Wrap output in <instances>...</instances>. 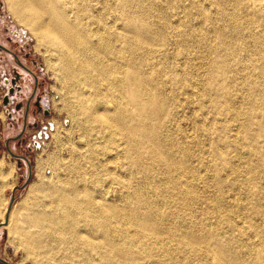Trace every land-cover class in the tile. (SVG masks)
Here are the masks:
<instances>
[{
    "label": "rangeland",
    "instance_id": "1",
    "mask_svg": "<svg viewBox=\"0 0 264 264\" xmlns=\"http://www.w3.org/2000/svg\"><path fill=\"white\" fill-rule=\"evenodd\" d=\"M246 1L115 0V14L129 12L135 21L127 34L132 36L145 22L147 32L141 30L139 41L137 37L134 41L155 47L142 54L159 72L161 98L169 112L162 132L163 149L170 161L182 162L181 169L167 175L164 166L135 162L140 152L147 158L143 146L131 149L125 157L124 146L117 145L114 133L115 105L102 104L107 115V124L101 123L106 128L103 136L89 120L86 108L93 101H106L104 76L93 73L85 79L86 93L82 83L71 90L58 69L54 50L39 43L29 26L18 20L9 0H0V43L18 55L0 46V161L6 170H13L5 182L0 175V223L16 203L15 213L20 215L32 182L60 184L72 169L84 176L73 178L75 184L65 187L70 191L75 187L76 198L84 205L118 210L132 202L140 208L141 194L150 195L160 207L161 221L153 219L167 237L163 249L153 250L161 264H264V0L244 5ZM248 15L259 21L255 30L257 34L262 31L260 39L248 37L244 30L237 33V19L240 24ZM83 21L77 23L82 28H87L85 22L92 23L89 29L99 28L88 18ZM118 24L124 33L127 26L122 20ZM220 67L223 77H217ZM44 96L48 114L39 111L37 104ZM46 117L55 128L41 148H35L34 136ZM137 121L128 119L129 123ZM92 154L107 161L91 166ZM73 161L82 166H68ZM113 181L115 193L102 195L101 185ZM124 182H129L128 188L121 187ZM157 185V195L148 193ZM127 189L129 194H123ZM13 194L16 198L9 211ZM95 196L99 202L94 203ZM88 233L98 239L99 232L90 226ZM70 241L51 257H43L44 263L81 264L75 252L82 250L72 237ZM132 250L135 254L144 251L138 240ZM0 256L14 264H41L35 255L26 253L21 238L7 224L0 226ZM0 264L5 263L0 260Z\"/></svg>",
    "mask_w": 264,
    "mask_h": 264
},
{
    "label": "bare ground",
    "instance_id": "2",
    "mask_svg": "<svg viewBox=\"0 0 264 264\" xmlns=\"http://www.w3.org/2000/svg\"><path fill=\"white\" fill-rule=\"evenodd\" d=\"M93 1L100 4L95 6ZM81 2L82 4L79 0H9V6L18 20L29 26L39 43L43 42L54 50L58 58V69L64 73V81H67L71 90L82 83L86 88L83 92L86 93L88 83L85 79L93 73L102 78L104 76L107 82L104 86L106 101H93L85 110L89 120L99 126L98 133L103 136L106 128L101 123L105 124L106 121L107 124V115L101 110L102 104L111 103L115 105V116L112 120L117 145L123 144L125 157L129 156L131 149L143 146L148 156L144 159L142 152L137 154L135 162L139 166L161 165L166 169L167 175H170L171 170L178 171L182 162L170 161L169 153L163 149L162 132L169 112L166 111L165 101L161 98L160 75L153 68L148 56L142 54L145 50L151 51L155 47L152 43L141 46L134 41V37L139 41L141 30L147 32L146 23L141 22L130 36L127 32L132 30L135 21L129 12L122 14L123 16L115 14V0ZM225 2L227 3V0ZM250 3V0H247L243 4ZM123 6L126 8L127 3H123ZM236 16L234 13L233 17ZM84 17L97 23L99 28L89 29L91 22H85L87 28L79 26L77 23H84ZM119 20L128 27L124 29V33L119 30ZM258 22L254 15H248L240 24L237 19L235 28L238 34L244 30L248 37L257 35L256 38L260 39L262 31L259 30L260 34H257L258 31L255 30ZM251 25L253 27L249 28ZM123 41L125 44H122ZM136 56H140V59H136ZM225 72L228 73L227 68ZM223 76L224 69L220 67L217 77ZM129 118H136L138 121L129 123ZM94 130L92 128V131ZM91 152L94 153V149ZM89 158L91 166H97L98 162L103 165L107 161L104 158L95 159L94 154ZM172 164L174 166H171ZM68 166L82 164L73 161ZM11 170H6L3 161H0L2 182H5L4 179ZM69 170V176L62 178L60 184L51 185L46 180L32 182L27 196L22 201L24 209L20 211V215L15 213L18 203L11 209L6 224L21 238L26 253L39 258V263L47 264L44 263L43 257L56 254L65 244H70L72 237L76 246L82 250L75 252V257L81 264H161L153 250L163 249L162 245L167 237L163 236V230L153 219L155 216L161 221L160 207L152 201L150 195L149 198L141 194V198L137 200L143 203L140 208H136L135 203L128 202L124 208L118 210L103 206L98 209L94 204L100 201L97 196L94 197V203L91 201L94 206L89 203L84 205V202L77 200L76 194L79 195V192L75 187L71 191L65 187L70 182L75 184L73 178L83 177L84 174L78 171L74 174V170ZM120 185L122 188H128L129 182ZM114 186V181L101 185L102 195L114 194ZM152 191L157 195L159 186L148 189V193ZM123 194H129V190ZM98 212L103 215H98ZM121 218L125 221L121 222ZM88 226L94 232H99L98 239L90 237ZM137 240L142 244L143 254H135L132 250V244Z\"/></svg>",
    "mask_w": 264,
    "mask_h": 264
},
{
    "label": "built area",
    "instance_id": "3",
    "mask_svg": "<svg viewBox=\"0 0 264 264\" xmlns=\"http://www.w3.org/2000/svg\"><path fill=\"white\" fill-rule=\"evenodd\" d=\"M43 112V114H48L46 111H49V105H48V98L44 96V98H39V111ZM43 126L38 131V133L34 136L33 140V146L35 148H41L42 143L44 142V138L54 130L55 123L52 119L49 117H46L42 120Z\"/></svg>",
    "mask_w": 264,
    "mask_h": 264
},
{
    "label": "water",
    "instance_id": "4",
    "mask_svg": "<svg viewBox=\"0 0 264 264\" xmlns=\"http://www.w3.org/2000/svg\"><path fill=\"white\" fill-rule=\"evenodd\" d=\"M0 46L3 47L4 49L8 50V51H12L10 48H8L7 46L3 45L2 43H0ZM12 52H13V51H12ZM13 53H14L15 57H18L17 53H15V52H13ZM18 63H19L21 66H23L24 68H26L27 70L31 71V70H30L25 64H23V63L21 62V60L18 59ZM15 91H16V89H15V87H13V88L11 89V92L14 93ZM9 99H10V98H9V94H6V95H5V99H4L5 104L9 103ZM29 108H30V101H29L28 104H27V108H26V116H27V114H28V112H29ZM46 113H49V111H46ZM15 155H16V154H15ZM29 180H30V179H29ZM29 180H28V181H29ZM27 183H28V182H26L23 186L27 185ZM23 186H21V187H23ZM18 187H20V186H15V189L18 188ZM15 198H16V196H15V194H13V195H12V198H11V201H10V204H9V207H8V210H9V211H10V209L12 208V206H13V204H14ZM8 219H9V213H7V215H6V220H5L4 222L0 223V226H1V225H5V224L7 223V221H8ZM0 260H1L2 262H4L5 264H14V263H12L11 261H9V260H7V259L1 257V256H0Z\"/></svg>",
    "mask_w": 264,
    "mask_h": 264
},
{
    "label": "flooded vegetation",
    "instance_id": "5",
    "mask_svg": "<svg viewBox=\"0 0 264 264\" xmlns=\"http://www.w3.org/2000/svg\"><path fill=\"white\" fill-rule=\"evenodd\" d=\"M31 99V98H30ZM30 101V100H29ZM38 102H37V104L39 105V98H38V100H37ZM31 102V101H30Z\"/></svg>",
    "mask_w": 264,
    "mask_h": 264
},
{
    "label": "crops",
    "instance_id": "6",
    "mask_svg": "<svg viewBox=\"0 0 264 264\" xmlns=\"http://www.w3.org/2000/svg\"><path fill=\"white\" fill-rule=\"evenodd\" d=\"M17 88H20V86L19 87H17ZM19 92V91H18Z\"/></svg>",
    "mask_w": 264,
    "mask_h": 264
}]
</instances>
